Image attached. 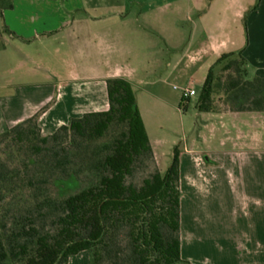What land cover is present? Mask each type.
Wrapping results in <instances>:
<instances>
[{
    "label": "crops",
    "instance_id": "obj_1",
    "mask_svg": "<svg viewBox=\"0 0 264 264\" xmlns=\"http://www.w3.org/2000/svg\"><path fill=\"white\" fill-rule=\"evenodd\" d=\"M251 1L14 0L4 22L15 35L0 39V134L41 111L51 135L108 110L109 78L136 92L146 77L177 75L197 90L195 129L180 153L181 257L264 264V112L197 108L224 54L241 53L249 79L264 76V22L260 12L247 20ZM87 254L69 264H88Z\"/></svg>",
    "mask_w": 264,
    "mask_h": 264
},
{
    "label": "trees",
    "instance_id": "obj_2",
    "mask_svg": "<svg viewBox=\"0 0 264 264\" xmlns=\"http://www.w3.org/2000/svg\"><path fill=\"white\" fill-rule=\"evenodd\" d=\"M13 7L14 0H0V38L15 35L4 22ZM107 90L108 110L73 118L51 135L39 125L42 111L0 134V264H69L83 251L90 264H193L180 253V153L175 148L165 173L128 183L138 163L153 158V146L130 81L109 78ZM197 108L264 112V76L249 79L245 57L224 54L209 70ZM92 144L84 171L74 169V157ZM81 171L84 187L52 194L53 182L77 188ZM125 226L130 250L119 257L114 247ZM112 251L118 258L108 261Z\"/></svg>",
    "mask_w": 264,
    "mask_h": 264
},
{
    "label": "rangeland",
    "instance_id": "obj_3",
    "mask_svg": "<svg viewBox=\"0 0 264 264\" xmlns=\"http://www.w3.org/2000/svg\"><path fill=\"white\" fill-rule=\"evenodd\" d=\"M258 12H260L259 21L264 22V0H252L250 2L247 10V20L252 21L255 18L257 19ZM245 39L249 40L247 34L245 35ZM185 84V79L173 75L171 77L161 78L146 77V81L143 85L141 87H136L138 107L145 122L147 132L152 141L158 142L156 145L159 149L163 150V154L158 153L157 149L153 147V158L143 159L138 163L134 174L128 178V183L140 186L144 179L150 177L153 173L157 171L165 173L172 164L175 148L178 149L179 153L183 150L185 138L191 135L197 121V112L195 110L197 100L195 97L185 102L188 105V107H185V103L182 101V90L174 87V85L184 87ZM117 132L118 129L113 128L110 135L113 136ZM94 148V144L88 148H83V155L79 152V154L76 155L77 157H74L72 167L79 170L83 168L84 171L82 161L86 160L87 156L90 157ZM83 171L80 172V174H82L81 177L79 176L81 182L77 188H69L67 182H53L51 185L52 194L62 198L84 187L87 178ZM128 229L129 227L125 226L120 228V231L117 232L118 237L114 250H120L119 257H124L125 253H129L130 250L127 237ZM87 253L88 264H90L92 257L90 252L87 251ZM115 255V252L112 251L109 258L110 260L108 259V261L116 260L118 256ZM73 259L75 258H72V260ZM125 261L126 263H130L131 260L126 258Z\"/></svg>",
    "mask_w": 264,
    "mask_h": 264
},
{
    "label": "built area",
    "instance_id": "obj_4",
    "mask_svg": "<svg viewBox=\"0 0 264 264\" xmlns=\"http://www.w3.org/2000/svg\"><path fill=\"white\" fill-rule=\"evenodd\" d=\"M174 87L182 90L184 99H189L190 97L197 94V90L195 88L179 87L178 85H174Z\"/></svg>",
    "mask_w": 264,
    "mask_h": 264
}]
</instances>
